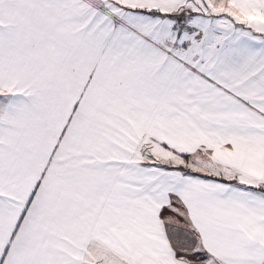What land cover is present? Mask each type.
I'll use <instances>...</instances> for the list:
<instances>
[{
  "label": "snow or ice",
  "instance_id": "snow-or-ice-1",
  "mask_svg": "<svg viewBox=\"0 0 264 264\" xmlns=\"http://www.w3.org/2000/svg\"><path fill=\"white\" fill-rule=\"evenodd\" d=\"M0 264H264V0H0Z\"/></svg>",
  "mask_w": 264,
  "mask_h": 264
}]
</instances>
